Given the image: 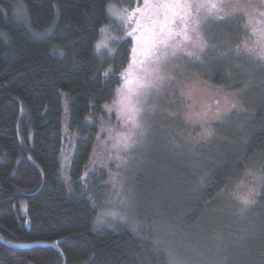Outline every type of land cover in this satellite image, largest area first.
<instances>
[{
	"label": "trees",
	"instance_id": "trees-1",
	"mask_svg": "<svg viewBox=\"0 0 264 264\" xmlns=\"http://www.w3.org/2000/svg\"><path fill=\"white\" fill-rule=\"evenodd\" d=\"M115 1L0 0V264H264V67L234 73L225 63L236 62L241 47L264 46L252 31L264 28V0L258 12H209L212 23L197 30L208 68L199 59L170 65L243 89L245 110L214 122L213 136L184 154L156 148L141 166H112L143 217L100 223L110 169L94 156L133 47L125 35L114 53L99 54ZM233 74L245 77L229 80ZM163 109L165 131L176 134L170 107ZM66 133L75 146L67 175ZM248 170H260L262 182L255 203L238 210L227 190Z\"/></svg>",
	"mask_w": 264,
	"mask_h": 264
},
{
	"label": "rangeland",
	"instance_id": "rangeland-1",
	"mask_svg": "<svg viewBox=\"0 0 264 264\" xmlns=\"http://www.w3.org/2000/svg\"><path fill=\"white\" fill-rule=\"evenodd\" d=\"M117 1L119 3H116ZM117 1L110 4V15L113 17V24L103 27L97 42L99 54L102 56H109L114 53L115 45L121 39H124L125 35L130 32V27L134 26V23L122 22L119 17L131 12L137 7L138 2H142V0ZM191 2L205 5L199 9L198 13H193V19L199 25L197 30H207L212 23L208 19L209 12H214L213 10L216 7L223 11L222 16H227L230 12L237 11L238 8L247 12L249 10L258 12L262 7V0H191ZM212 3L216 7L210 11L209 5ZM192 40L193 43L188 42L183 45L185 51H178L177 58L162 59V64L155 66L154 69L151 68L152 64L149 62L151 58L147 59L143 65V70H139L140 72H136L137 74L135 73V76L132 77L139 78L141 81H155L157 84L156 88L149 91L143 103L137 105L142 109L140 121L144 131L142 137L139 135L141 129H133L130 124L125 123L126 112H122L120 103L122 99L120 92L122 90L126 92L127 87L135 89V85L126 86L122 82L113 98V102L107 105V117L102 121L99 146L96 148L94 156V161H98V166H101L102 170L108 171V168L110 169L109 186L111 189L108 191L107 200H105L104 207L98 216L100 223H106L111 219L126 218L125 221H128L133 217H143L142 209H137L134 206V201L132 202V187L128 185L126 177L120 175L119 171L117 174H113L112 166L119 170L127 161L136 166H141L148 162L151 152L156 148L167 150L174 146L184 154V149L189 150L190 147L194 149L213 136L211 126L214 122H222L245 110L246 106L241 102L243 89H241V92L228 91L225 88L207 83L199 76L193 77L183 71L172 69L170 65H177L181 68V63L187 61V59L195 61L199 59L202 61L201 68L209 67L206 54L209 50V47L206 46L207 40H205V37L198 40L197 34L192 37ZM262 49H264V46H261L260 50L254 46L241 47L236 50L238 53L236 62L229 59L225 60V63L234 68V70L231 69L234 73H238L237 69L246 74L258 73L264 67V59H260ZM167 51L170 52L171 49H167ZM187 52L191 55L188 56ZM183 65H190V63L187 62ZM244 77L245 74H233L229 80ZM163 104L171 109L168 114L169 119L175 120L173 130L176 134L165 131L169 121L165 120L162 113L164 110ZM223 128L216 138L217 140L224 136L225 127ZM161 130L167 133L161 135ZM209 131L210 134H207ZM130 132L135 133L133 139L137 142L125 150L122 144H117V141L122 136L129 135ZM67 134L61 156L62 168L66 175L69 171L75 147L73 139ZM129 155H134V159L130 160ZM261 176L260 170H248L243 177L236 179L237 182L235 181V184L227 190L229 200L236 205L238 210L239 207L246 209L255 203L262 182ZM108 213H115V218L108 215Z\"/></svg>",
	"mask_w": 264,
	"mask_h": 264
},
{
	"label": "snow or ice",
	"instance_id": "snow-or-ice-1",
	"mask_svg": "<svg viewBox=\"0 0 264 264\" xmlns=\"http://www.w3.org/2000/svg\"><path fill=\"white\" fill-rule=\"evenodd\" d=\"M204 4H195L191 0H142L131 12L119 17L122 22L134 23L126 38H130L133 47L130 49L129 69L125 70L121 79L127 87L126 92L121 91L120 103L122 112H126L125 123L130 124L133 129H141L139 135H144L141 121L142 109L137 105L142 104L149 91L157 87L155 81H141L139 78H132L139 70H143V65L149 58H155L157 62L162 59L177 58L178 51L184 52L183 45L192 42L190 32H197L199 27L193 13H198ZM214 3L209 5V10L214 9ZM253 34L264 35V28L259 26L252 29ZM146 35L151 38L150 47H146ZM197 39L201 40L199 32ZM99 48V45L97 46ZM171 49V51H167ZM190 56V53H186ZM260 59H264V49L260 52ZM139 66V67H137ZM109 73L106 72L105 76ZM235 107V105H233ZM219 118V117H218ZM210 134V131L209 133ZM134 132L127 136H122L117 141L118 145L127 150L137 141L133 139ZM119 158V157H117ZM115 218V213H108Z\"/></svg>",
	"mask_w": 264,
	"mask_h": 264
}]
</instances>
